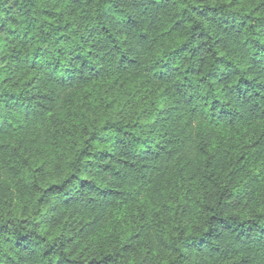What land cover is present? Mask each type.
Instances as JSON below:
<instances>
[{"label":"trees","instance_id":"trees-1","mask_svg":"<svg viewBox=\"0 0 264 264\" xmlns=\"http://www.w3.org/2000/svg\"><path fill=\"white\" fill-rule=\"evenodd\" d=\"M96 3L102 31L115 20L116 34L136 33V43L145 37L149 43L157 35L165 37L154 49L155 71L149 81L140 77L134 83L129 78L127 84L88 83L82 93L61 98L56 120H42L31 104H13L14 115L0 113V212L15 205L23 216L32 209L56 206L67 226L56 264H187L189 260L198 264L201 255L204 264H264V105L254 102L264 93V86L256 82L257 73H264V43L254 37L244 41L251 46V67L244 75L242 68L232 66L230 84L249 110L242 114L221 108L225 119L211 128L198 118L181 126L175 120L173 96L192 88L187 83L190 77L203 81L206 70L199 67L204 61L193 50L205 33L186 19V0H160L159 18L146 26L151 28L150 37L139 18L129 14L140 10L141 0ZM12 7L14 14L5 10L0 18V33H5L8 44L20 41L23 47L29 40L36 42L32 31L39 16L47 17L44 23L56 33H45L46 37L57 44L65 40L70 25L41 8L39 0H14ZM121 13L126 18L117 19ZM40 51L37 47L34 59ZM207 51L213 53L211 48ZM180 54H190L185 59L191 62L181 67ZM0 60L21 64L22 56L12 48ZM221 60L223 54L217 53L216 62ZM226 63L231 65V60ZM215 75L208 72L213 79ZM170 87L175 89L172 94ZM122 88L127 95L121 94ZM4 95L15 99L14 93ZM212 103L214 107L221 101ZM82 161L83 172L78 167ZM88 184L102 195L97 203L84 206L79 193L87 191ZM220 205L229 211L220 215ZM202 215L207 217L206 230H197ZM73 216L84 217L82 227H72ZM217 218L233 237L222 246L213 244L217 236L211 223ZM153 236L161 249L158 258L140 259L137 249L143 252L147 247L152 253L145 241L151 243ZM12 243L26 251L29 234L21 232ZM49 255L50 250L42 253Z\"/></svg>","mask_w":264,"mask_h":264},{"label":"clouds","instance_id":"clouds-1","mask_svg":"<svg viewBox=\"0 0 264 264\" xmlns=\"http://www.w3.org/2000/svg\"><path fill=\"white\" fill-rule=\"evenodd\" d=\"M13 3L14 0H0V18H3L5 10L14 14ZM39 6L56 13L57 17L70 27L64 33L65 40L57 44L54 39L44 35H56L53 28L44 23L48 18L34 13L39 16V21L32 31L36 42L29 40L23 47H19L20 41L8 44L3 40L5 33H0V55H7L10 49L16 48L22 56L21 64L0 60V113L14 115L11 111L13 104H31L42 120H56L62 107L61 98L67 99L82 93L88 83L101 82L106 85L111 80L114 83L123 81L127 84L129 78L134 83L140 77L145 81L150 80L155 71L154 49L157 44H163L164 36L157 35L151 43L148 37L136 43V33L127 36L116 34L118 29L115 20L109 22L108 31H102L98 26L100 22L97 19L96 0H79V3L75 4L71 0H39ZM184 7L188 9L185 13L186 19H189L191 24L200 25V31L205 33L204 39H198L194 43L193 50L199 60L204 61L199 67L206 70L202 73L203 81L190 77L187 83L192 84V88H186L178 96H173L175 120L185 126L191 119L198 118L202 124H208L211 128V125H219L222 119H225L219 111L221 108H232L234 113L239 110L242 114L249 110L248 104L236 96L235 88L230 84L234 79L232 66L242 68L240 75H244L251 67L248 64L251 46L245 45L244 41L254 37L264 43V0H186ZM193 8L196 11H192ZM196 12H200V15ZM129 14L139 18L140 26L145 28L150 37L151 28L146 26L159 18L160 0H141L140 10ZM124 18L125 13L117 17ZM225 20L228 21L227 24L224 23ZM41 24L44 25L42 30ZM8 26L13 27L11 24ZM38 31L41 32L40 35H37ZM45 39L47 43L44 42ZM37 47H40L41 51L34 59L32 54ZM209 48L213 49L212 54H208ZM217 53L223 54V60L216 62ZM121 55L123 59L120 58ZM180 55L181 67L184 62H191V59H185V56L190 54ZM228 60H231V65L226 63ZM209 71L216 74L215 79L208 76ZM257 76L256 82L264 86V73H257ZM174 92L175 89L170 87L169 94ZM4 93H14L15 99H9ZM121 94L127 95V90L122 88ZM189 96L192 97L190 100ZM215 100L221 103L213 107L212 102ZM254 102L264 105V93L255 98ZM5 105L9 107L5 108ZM78 167L81 172L85 171L83 161ZM84 179L94 178L84 176ZM84 187L88 190L79 193L82 204L87 206L97 203L102 195L98 189L93 188L91 184ZM50 209H32L21 216L17 214L14 205L0 212V264H56L60 259L57 253L67 235V226L63 214L58 215L56 206L50 205ZM220 209V215L229 211V207L225 205H220ZM9 220L12 223H8ZM21 220H26L27 223L21 224ZM72 220L75 221L72 224L74 229L83 226V216H73ZM206 224L207 217L202 215L196 229L206 230ZM5 225L6 231L3 227ZM211 227L212 234L217 236L213 244L222 246L231 242L232 235L223 231L218 218L212 221ZM21 232L28 233L31 241L26 251L14 247L12 243ZM185 238L176 244L177 248L184 243ZM5 239L9 242L5 243ZM150 240L151 243L145 241V244L153 249L152 253L148 252L147 247L143 252L137 249L136 255L140 259L145 256H148L149 260L158 258L161 249L157 239L153 236ZM46 250H50V255L42 257ZM168 258H172L171 253ZM196 259L198 264H204L203 255L197 256ZM177 264H180V261H177ZM187 264H192L191 260L187 261Z\"/></svg>","mask_w":264,"mask_h":264}]
</instances>
